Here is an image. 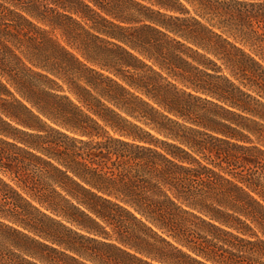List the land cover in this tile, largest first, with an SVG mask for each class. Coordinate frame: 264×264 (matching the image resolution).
<instances>
[{"label":"clouds","instance_id":"obj_1","mask_svg":"<svg viewBox=\"0 0 264 264\" xmlns=\"http://www.w3.org/2000/svg\"><path fill=\"white\" fill-rule=\"evenodd\" d=\"M5 2L6 0H0V4ZM35 5L34 14L45 24L52 22L53 30L57 24L62 23L59 16L53 15L57 8L69 6L70 11L75 10L70 6V0H35ZM218 8L223 11H217ZM106 10L123 22L124 32L130 33L124 37V43L129 48H135L140 55L151 60L154 66L158 65L163 71H169V62L184 65L187 64L188 57H191L193 63L188 67L201 79L206 80L209 86L182 78L184 87L176 89L174 85L161 77L159 72H150L146 65H139L144 69L141 75L125 76L118 65L108 64L101 59L112 54L110 49L97 47L94 54H89L87 50L78 47L81 55L92 63L100 64L101 67H106L107 70L123 76L129 85L142 91L143 95L149 98L146 103L139 96L124 89L121 95L125 98L120 99L108 95L102 87L94 84L86 75L87 70L78 62H69L67 67H61L58 62L51 59L56 55L54 46L45 51L13 39L12 43L24 57L23 62L10 50L0 47V76H3L5 71L9 75L19 72L27 81L32 95L26 94L21 87H17V91L32 105L34 112L50 121V124H45L37 116L38 128L34 132H29L28 128L20 132V124L17 123V134L12 137L11 143H9L8 133L0 130V148L10 149L13 153L23 152L26 146L35 150L34 153L29 154L30 159L24 165L26 173L34 183L46 189L53 199L46 202L38 194L33 193L32 198L48 210L47 215L39 208H34L33 212L41 219L57 226L73 240L79 241L81 246L77 247L65 240H55L50 234L41 232L39 235L45 240L53 239L54 244L60 246L57 254L64 264H82L77 257H86L92 264H105L102 256L92 249L110 247L102 239L106 233L98 228L93 229L92 225H85L75 220L67 211L74 208L77 201L80 204H87L68 187L64 179H61L64 177L75 183L74 178H78L84 185H91L98 191L107 192L119 202L116 204L108 202L123 216L114 230L118 233L123 245L149 257L153 264H182L183 261L187 264H199L198 261L181 252V247L204 256L212 264H224L211 253L201 249L197 240H206L210 244L217 245L223 240L226 246L234 250V255L240 258L242 264H264V203L253 200L241 189L235 186L230 188L237 193V199L244 201L245 206H238L234 201L228 200L224 193L211 187L191 182L181 187L175 177L169 179L162 170L148 167L146 164H136L124 169L132 183L139 187V191L123 186L113 187L112 181L105 180L101 183L103 178H98L95 172L79 169L74 160L46 146L51 139H55L76 154L90 153L93 149H106L117 154L123 151L141 160H158L163 168L169 171L198 175L204 169L176 165L171 160L165 159L159 152L148 148L146 143H141L142 141L154 143L173 153L178 151L177 145L170 144L165 139L158 140L149 136L143 128L125 119L123 114L126 113L133 120H139L143 124L154 127L161 136L187 144L193 151L200 152V144L211 142L213 139L202 127L201 118L215 120L217 114L222 113L223 109L214 100H226L238 110L227 115L236 121L237 130L241 131L242 139L246 141L244 144L231 147L256 156L264 155V86L249 82L244 76L245 68L264 73V36L257 35L247 23L248 16L264 15V0H106ZM200 20L204 23H200ZM145 28H151L154 31L153 40L156 43L151 47L148 46L147 41L137 43V33ZM213 28L220 35L212 31ZM237 44L240 47H236ZM254 57L259 58V62ZM200 65L204 67L201 68ZM15 79L16 77L13 76V80ZM57 80L69 85L68 91L85 105L86 98L79 94L81 82H85V88H91L97 105H99V98L105 97L107 104H112L119 109L117 113L110 107H106L112 120L115 121L119 136H108L93 122V127L105 137L104 140L98 141L79 125L63 119L33 99V95L50 96L64 110L72 111L75 116H84L56 83ZM232 80L244 83L246 87L252 89L254 95L237 88ZM149 83H154L157 89L163 87L177 100L190 105L192 115L176 112L172 118L167 116L165 112H173L174 109L166 101L158 98L153 89L148 87ZM222 87L231 89L240 103L233 102L229 97L217 95L215 89ZM186 89H193L197 95H192ZM153 102L161 105L159 111L152 107ZM92 110L89 107V111ZM84 118L87 119L86 116ZM12 119L13 114L0 109V122L7 121L10 125ZM243 130L255 136V141L243 136ZM125 136L129 139H122ZM185 157H188L187 153ZM10 159H15V156L11 155ZM189 161L191 165L198 163L192 158H189ZM8 169H11V165L3 163L0 159V171ZM243 179L253 190L259 187L261 195L264 196V164H258L257 168L250 169ZM57 187L66 195L58 192ZM6 191H8L7 185L0 183V261L3 264H51L49 257L36 251L35 248L19 245L18 241L12 237L9 228L14 227L20 220L17 214L6 206L2 194ZM168 192L173 193L179 204L168 197ZM121 203L125 205L124 208L120 207ZM153 205L166 208L170 214L169 221L163 220L154 211ZM224 208H231L232 213L225 214ZM128 209H133L136 215ZM61 216L72 223L79 224L80 228L96 230L97 238L90 239L86 234L81 235L79 228L73 231L71 227L61 223L59 219ZM241 217L251 219L259 232L244 225ZM172 224L176 227L173 228ZM225 225L230 231H224ZM25 227L31 228L29 225ZM153 227L171 237L176 244L173 245L162 238L153 231ZM241 233L244 235L241 236ZM27 236L31 238V231L27 233ZM33 244L39 246L40 241L35 240ZM63 248H67L69 253L76 255L65 253ZM124 255L127 257L126 264H147L145 261L138 260L136 256L127 253Z\"/></svg>","mask_w":264,"mask_h":264},{"label":"trees","instance_id":"obj_2","mask_svg":"<svg viewBox=\"0 0 264 264\" xmlns=\"http://www.w3.org/2000/svg\"><path fill=\"white\" fill-rule=\"evenodd\" d=\"M35 0H6L4 4H0V47L10 50L12 54L19 58L21 62L24 61V57L21 52L12 43V40L22 41L27 44L34 45L36 48H41L45 51L53 48L56 49V55L51 57L54 61L58 62L61 67H67L69 62H78L87 71L86 75L93 81L94 84L102 87L108 95L119 97L124 99L121 95L122 90L126 89L133 95L139 96L141 100L148 102V97L143 95L142 91L132 87L128 84L127 79L121 75H117L114 71L107 70L106 67H101L100 64L92 63L78 50L85 49L89 54H94L97 47H106L112 51V54L108 57H102L108 64H114L119 66V70L125 74L141 75L144 69L139 65H146L150 72H159L160 76L167 80L170 84L174 85L176 89L184 87L183 79L195 80L198 84L209 86L208 82L201 79L192 69L188 67L193 63L191 57H188L187 64L180 65L178 62H169V71H163L159 69V66H154L152 61L146 57L140 55L135 48H129L124 43V37L130 35L123 31L124 24L114 15H110L106 10V0H70V6L74 8V11L69 10V6L57 8L53 15L59 16L62 23L57 24L53 30V23H43L34 14ZM115 11V9H113ZM217 11H223V9H217ZM200 23H204L200 20ZM247 23L259 36H264V15L248 16ZM95 25V26H94ZM211 28L210 25H208ZM220 33L216 29H211ZM154 31L151 28H145L142 32L137 33V43L140 41H147L148 46L156 43L153 40ZM163 43V42H161ZM76 45V46H74ZM236 47H240L238 44ZM155 49H153L154 51ZM61 56L63 58L61 59ZM259 62V58L254 57ZM201 68L204 65H200ZM13 76L16 77L13 80ZM244 76L249 82H255L258 86H264V73H258L254 70L245 68ZM57 84L67 94L69 100L77 105L80 112L84 116H75L72 111L64 110L62 106L56 103L50 96L33 95L38 103L48 108L50 111L55 112L63 119L72 121L79 125L87 132L91 133L93 137L102 141L105 139L103 135H100L96 128L93 127V122L103 129L108 136L118 137L119 132L116 130L115 121L112 120L111 114L107 112L106 107H110L113 112L119 113L112 104H107L105 97L99 98V105L95 103L93 99L94 93L91 88H85L84 83L79 85V94L86 98L87 104L79 102L76 97L68 91L69 85L63 81H56ZM232 83L242 91L248 92L250 95H254L251 88L246 87L244 83L239 80H232ZM17 87L23 88L26 94L32 95V91L28 86L27 81L21 76L19 72H15L9 75L6 71L3 76H0V109L13 114L12 123L9 125L7 121L0 122V130H5L9 135V143H11L12 137L16 132L17 123L20 124V132H23L25 128H28L29 132H34L38 128L37 116L39 120H43L45 124H50V121L46 120L42 115L34 112L32 105L20 95L17 91ZM148 87L153 89V92L158 96L161 101H166L174 109L173 112H165L170 118L176 115V112L183 113L185 115H192L191 106L184 103L181 100H177L174 96L169 94L163 87L157 89L154 83H149ZM191 92L192 95H197L193 89H186ZM217 95L223 97H229L235 103H240L235 93L227 88H216ZM223 109V112L217 114L216 119H202V127L207 131L208 136L213 139L211 142H205L200 144V152L193 151L187 144L180 143L177 140H172L169 137L161 136L160 133L155 131L154 127H150L147 124L141 123L139 120H133L132 117L124 113V118L132 121L137 126L143 128L144 132L149 136L156 139H165L170 144L177 145L178 151L169 152L163 148H160L157 144L146 143V146L150 149H154L159 152L167 160H171L174 164L181 167H197L204 169L200 171L198 175L193 173H177L175 170L169 171L163 168V165L158 160H141L139 157L128 155L125 152L117 154L106 149H93L90 153L76 154L71 149L67 148L61 141L51 139L47 143V147L60 153L69 159L75 161L76 166L85 172H95L98 178H103L101 183L105 180L113 182V187L123 186L128 187L133 191H139V187L132 183L128 174L124 172V169L131 168L136 164H146L148 167H156L163 171L164 175L169 179L176 178V182L184 187L189 182L205 187H211L218 192L225 194L228 200L234 201L238 206H245L244 201L237 199V193L231 191L230 188L235 186L241 189L244 193H247L249 197L257 202L264 203V196L261 195V190L257 187L253 190L249 187L243 177H246L250 169H255L258 164H264V155L256 156L250 154L247 151L239 150L238 148L231 147L232 145H241L246 143L242 139L241 131L237 130L236 121L229 117V113L238 111L233 108L226 100H214ZM89 107L93 110L89 111ZM138 107V105H137ZM152 107L160 110L161 105L152 103ZM248 115V113H245ZM87 117L85 119L84 117ZM178 118V117H177ZM108 121V123H106ZM31 127H28V126ZM243 136H247L249 140L255 141V136L251 133L243 130ZM27 139V137L25 138ZM122 139H129L125 136ZM34 149H29L27 146L25 150L20 153H13L10 149L0 148V159L3 163L11 165V169L0 171V183L7 185L8 191L2 193L6 202V206L14 211L19 217L20 222L16 223L14 227L9 228L12 237L18 241L19 245L28 248H35L36 251L46 255L50 258L51 264H64V261L60 259L57 254L59 245H55V240H65L70 244L80 247L79 241H75L71 236L64 233L57 226L45 219H41L38 214L33 212L34 208H39L41 212L47 215V209L43 208L38 201L32 198V194H38L42 199L52 201V196L48 191L42 188L39 184L33 182L31 177L27 175L25 170V163L30 159V153H34ZM7 153V154H4ZM185 153L188 157H185ZM14 155L15 159H10V156ZM189 158L198 161L197 164L191 165ZM255 161V162H254ZM258 162V163H257ZM68 187L75 192L81 199L87 202L86 205L80 204L78 201L72 209H67L71 213L75 220L80 221L85 225H92L93 229H100L106 233L105 237H102L110 245L106 249H92L98 255L102 256L105 264H126L128 255L136 256L138 260L145 261L147 264H153L149 257L144 256L141 253L136 252L135 249L128 248L123 245L119 239L118 233L114 230L119 221L123 219L122 214L117 208L111 206L112 204L119 203L113 196H110L107 192L98 191L91 185H84L78 178L75 179V183L71 180H67L64 177ZM57 191L62 195H66L63 191L57 187ZM168 197L179 204L172 192L167 193ZM31 206V207H30ZM121 208L125 205L120 204ZM154 211L161 216L165 221H169V211L164 207L152 206ZM79 209V211H77ZM133 215H136L133 209H128ZM225 214H231V208H224ZM90 214V216H89ZM230 218V215H229ZM61 223L71 227L73 231L79 228L81 235H87L90 239L97 238L96 230H89L87 228H80L79 224H75L65 219L63 216L59 217ZM243 224L251 228L253 231L259 232V229L248 217H241ZM213 223H215L213 221ZM25 225L31 226L26 228ZM151 226V225H150ZM175 228L176 225L172 224ZM35 229V230H31ZM31 231V238H28L27 233ZM153 231L157 232L162 238L169 241V243L175 245L176 242L165 233L160 232L153 227ZM224 231H230L225 225ZM50 234L53 239H43L39 233ZM244 233H241L243 236ZM39 240V246H35L33 241ZM198 246L208 253H211L217 257L224 264H242L239 257L234 255V250L230 246H226L224 241H220L219 244H210L206 240H197ZM65 253L75 256V253H69L67 248L62 249ZM180 251L186 256L191 257L193 260L198 261L199 264H212L211 261L206 260L202 255H198L196 252L181 247ZM82 264H92L86 257H77ZM0 264H3L0 261ZM182 264H187L183 261Z\"/></svg>","mask_w":264,"mask_h":264},{"label":"rangeland","instance_id":"obj_3","mask_svg":"<svg viewBox=\"0 0 264 264\" xmlns=\"http://www.w3.org/2000/svg\"><path fill=\"white\" fill-rule=\"evenodd\" d=\"M263 163H264V158H263Z\"/></svg>","mask_w":264,"mask_h":264}]
</instances>
